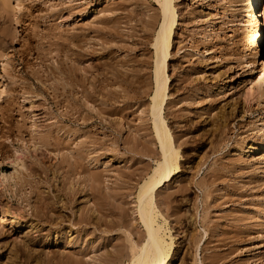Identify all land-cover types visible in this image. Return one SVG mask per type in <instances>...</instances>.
I'll return each mask as SVG.
<instances>
[{
  "label": "rangeland",
  "instance_id": "obj_1",
  "mask_svg": "<svg viewBox=\"0 0 264 264\" xmlns=\"http://www.w3.org/2000/svg\"><path fill=\"white\" fill-rule=\"evenodd\" d=\"M172 1L177 24L166 75L174 101L164 118L180 142L181 171L156 196L163 211H180L179 222L169 216L168 264H213L216 252L215 264H264V98L251 94L243 68L252 59L256 68L249 0ZM0 14V164L10 165L0 169V264H71L82 255L83 264H105L106 252L128 253L131 232L142 229L136 192L154 165L145 145L158 150L149 115L158 3L2 0ZM47 132L60 136L61 150L51 146L43 164L53 169L60 153L72 154L80 172L64 188L59 173L49 183L40 178L33 188L44 198L25 199L32 189L11 184L10 157L2 156L26 158L32 137ZM90 171L100 176L95 197L80 182ZM178 182L188 190L166 198ZM71 188V196L62 193ZM100 201L111 203V211L100 208L110 212L107 224L84 233L75 218ZM11 216L21 225L9 227Z\"/></svg>",
  "mask_w": 264,
  "mask_h": 264
},
{
  "label": "bare ground",
  "instance_id": "obj_2",
  "mask_svg": "<svg viewBox=\"0 0 264 264\" xmlns=\"http://www.w3.org/2000/svg\"><path fill=\"white\" fill-rule=\"evenodd\" d=\"M0 1L2 3V0H0ZM6 1H8V0H6ZM156 1L158 3L159 9H160L161 21H160L159 27H157L158 29L156 31V34H155V36L153 38V42H152V45L154 48V57H155L154 58V74H153L154 75V82H155V86H154L155 89L153 90L154 91L153 94L150 96L149 115H150L151 123H152L151 128H152V131L154 133V136H153L154 137V143L157 144L158 150L155 148H154L155 149L154 150L153 148L149 147V145L148 146L145 145V149L148 147V149H150L149 151L152 150L154 152L153 156L150 157L154 161V165L151 168V170L147 174H145V176L143 177L141 182L138 184V189L136 192L137 218L139 220L138 222L142 225V229L141 230H138V229L133 230L132 229L133 232H131V233L133 234L134 238H131V240L128 239V241H130V242H128L129 246L126 244L128 247V253L126 251V254H128V255L125 254V251L122 248L124 246H122L120 248L116 246L114 251L106 252L108 258L105 257V255H104V257H102V258H107V260L105 262L102 260L103 263H105V264H168L170 258L173 255L172 254L173 253L172 236L170 234L169 216L172 214L174 216L173 219L178 221L179 217H180V215H179L180 211H179V213L175 209H173V211H170V212H167L169 209L163 211L161 209V207H159L160 204L157 202L156 196H157V194H160L162 192L161 191L162 187L166 186V185L168 186L171 183V181L175 178L176 174H178L179 171H181L180 161H179L180 160V150H179L180 142L178 141V136H176L177 134L176 135L172 134L169 127L167 126L168 123L165 122V118H164V112H165L164 108L166 107V105L173 104V101H174V100L168 98L169 92H168V84H167L168 77L166 75V67H167L168 59H169L170 54H171V50L173 48V36L175 33L174 29H175L176 24H177V16H176L175 7H174L172 0H156ZM1 3H0V6H1ZM4 5H6L5 2H4ZM257 7L259 9H257ZM2 9H3V7H2ZM244 15L247 16V18H248L247 21H249V23H251V24H254V26H255V29L252 32V38H253V41H255V43H256V46L254 47L255 50L253 52V56H254L255 61H256L255 62L256 68L252 64L253 59L247 60L246 62L243 63V68L245 71L244 74L250 75V77H249L250 88H248V89H250L251 94H254V97L256 96L257 98L262 99V98H264V24H262V21H261V19L258 18V15H264V0H249L248 3L246 4V6L244 7ZM247 80H248V78H247ZM0 94H1V92H0ZM251 94H250V96H252ZM190 96H192V95H190ZM174 106H176V105H174ZM168 109H170V108H168ZM217 125H219V124H217ZM55 134H57V133H55ZM54 136L55 135H53L51 137L50 132H47L44 136H41V137L37 136L38 139H36V140H38V141H35V139L33 137H32V139H34V140L32 141V139L30 138L31 139L30 142H33V147H32V150L30 152L28 150L29 153L26 154V158H25V156L24 157L12 156V155L11 156H7V155L2 156V157H5V159H7V158L9 159V157H10L9 162H11V166L13 167L12 172H10L8 175L11 179H13L12 183L11 182L10 183L15 185L18 189L21 186L24 187V185H28L32 189L30 191L31 193H29L27 195H25V193L23 194L25 199H31V198L32 199L33 198L34 199H42V198H44L45 194L41 195L40 193H38L39 190H38V192H36L34 189L35 187L33 188V183L35 184V182L38 181V184H39L42 182V180H41V182H39L40 178H42L45 182L49 183L50 179L54 176L56 177L57 176L56 174L59 173L62 176V178L60 179V182L62 183L61 185L63 187V185L66 183V179L69 178V175L73 174L75 171L80 172V170H77V169H78V167L79 168L81 167V161H79L78 158L74 157L72 154L66 155V154L60 153V158L58 159V161H56L57 162L56 165L54 164V166H53L55 169L53 167H52L53 169H51V167H49L48 165L43 164V157H45V155H46L45 151H47V153H49L48 151H51V148H52L51 146H54L53 149H57L55 147H58L62 141V140L58 141L57 137H60L59 135L55 136V137ZM37 137H35V138H37ZM151 143H153V142H151ZM0 144H1V142H0ZM248 147L251 148L252 143L249 144ZM58 148H59L58 150H61L60 149L61 147H58ZM249 148H247L246 150L244 149V150L248 151ZM53 149H52V151H53ZM148 149H146V150H148ZM37 153H39V156H37L38 155ZM155 155H156V157H155ZM260 158H264V151H262ZM9 166L10 165L8 163L2 162L0 164V169L4 170V169H7V167H9ZM36 173L39 175L37 177L35 176L37 178V180H36V178H32L33 175ZM50 173H51V176L49 178ZM30 176H31V179H30ZM80 182H83V183H81V185L84 184V187L86 186L87 190L89 189L90 193L91 194L93 193L92 195H93V197H95V193L97 191V183L100 182L99 174L96 172H92V171H90L89 174L86 172V175L83 176V178ZM204 182H206V180H204L203 183L200 180L197 182V184L202 186V184H204ZM69 183H71V182H69ZM178 183H180V184H178V186L176 187V189L173 192H170V193L167 192L166 198L170 197V196H176L177 193H181L183 191L188 190L189 187L186 183H183V182H178ZM10 185L7 184V186H10ZM13 185H11V186H13ZM66 185H65V187H66ZM207 185H209V184H207ZM71 189L72 190L70 192H68V191L65 192V190H64V192H62V193L70 195V194L74 193L76 190V189L74 190V188H71ZM80 189H83V188L80 187ZM33 191H34V193H32ZM203 191H205V190H203ZM208 191H207V193H208ZM65 196H67V195H65ZM63 198L64 197H62V199ZM58 200H57V202H58ZM171 200H172V198H171ZM164 201H166V199ZM167 201H168V199H167ZM171 203L173 204L174 202H171ZM33 206H34V204H33ZM101 206H104L108 211L112 210L111 203L109 201H100V202L94 203L93 207L92 208L90 207L91 209L89 208V210L87 209V211L81 210L80 213L77 214L78 216H76L75 220L77 221L78 224H80L82 226L81 228H82V231L84 233L85 232L87 233L89 231V228H90V230L95 231L96 229L98 230V227L102 223L107 224V220L105 219V216H106L105 214L106 213L110 214V212H106V213L104 212L105 213L104 214L103 211L100 210ZM37 207L35 205V207L32 209L34 215H39L38 212L40 210L37 209ZM90 210H92V211H90ZM44 213H45V211H44ZM16 218L17 217H13V216L8 218L9 227H17V226L21 225L19 220H16ZM204 218H205V216H204ZM202 219H203V216H202ZM199 222L201 223L202 221H199ZM183 229H181V230H183ZM129 235H130V233H129ZM195 243H197V242H195ZM189 245H191V244L189 243ZM212 249H215V248L213 247ZM72 252H73V250H72ZM78 252L81 255V254L86 253L87 251L85 252L83 249H81V250H78L76 253H78ZM209 252H211V251H209ZM220 252H221V250H220ZM70 254H72V253H70ZM124 255H126L128 257L126 262L122 261V259H123L122 257ZM213 255L214 254H212V256ZM217 255H218V253L216 252L214 255V256H216L215 258L214 257H211V258L208 257L209 261L211 262L212 258H214L213 264H215V262L219 261L217 259H219L222 256L221 254H220L221 256H217ZM86 256H87V254H86ZM209 256H211V255H209ZM75 257H77V256H75ZM78 257H79V255H78ZM202 257H205V256H202ZM82 258H83V255H82ZM82 258L80 256V258H78V259H76V261H72V262H74V264L75 263L76 264H83ZM225 259H227V258H225ZM69 261H68V263H69ZM72 262H71V264H72ZM212 262L210 264H212ZM65 264H67V263H65ZM84 264H85V262H84ZM97 264H100V263L98 262ZM207 264H208V262H207Z\"/></svg>",
  "mask_w": 264,
  "mask_h": 264
}]
</instances>
